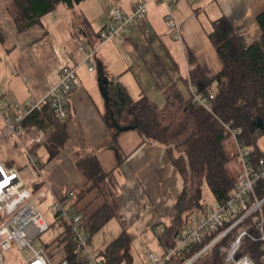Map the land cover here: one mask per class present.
<instances>
[{
	"label": "crops",
	"instance_id": "obj_1",
	"mask_svg": "<svg viewBox=\"0 0 264 264\" xmlns=\"http://www.w3.org/2000/svg\"><path fill=\"white\" fill-rule=\"evenodd\" d=\"M140 1L107 0L106 8L101 7L94 23L85 22L86 27L82 24L72 27L70 20L74 11L61 5L45 15L38 26L26 30L25 34L16 33L13 39L7 41L2 33L0 97L21 105L42 97L58 83L61 69L69 65L71 57L77 54L73 38L78 37L88 49L97 47L98 34L112 22V10L118 5L125 14H131ZM209 9L212 10L211 14H205L204 20L202 12L207 13L206 10ZM263 11L264 0H179L175 9L179 29L170 31L164 23L166 7L151 4L145 30L153 36L150 41H157L163 35L168 40L180 42L184 81H188L190 76V54L205 76L213 80L223 70V63L210 40L214 23L225 18L243 45L249 47L262 36L257 17ZM86 15L90 19L87 13ZM141 34V30H125L121 33L125 43L114 39L99 48L94 64L98 72L103 73L101 79L100 76H94L96 69L89 72L86 66L80 68L79 89L70 97L69 116L65 122L68 141L58 155L52 156V152L60 146L52 143L50 146L48 142L49 134L53 131L48 115L55 122V114L46 110L43 114H34V118L38 115L36 120L31 116L25 121L20 142L13 137V141H8L9 138L4 142L0 141V152L4 151L0 153V161L7 168L17 170L22 168L17 163L22 155L26 156L27 152L35 154L40 160L42 172L38 175V180L30 185L26 183L27 186L45 191L46 200L51 198L52 202L63 199L73 191L75 197L71 204L78 192L88 185V179L78 170L77 164L79 160L96 153L103 167L114 171L119 185L120 219H115L121 226L120 235L125 232L132 245L141 240L144 243L145 236L152 232L162 246L157 235L171 225L177 212V199L184 190V180L172 163L167 148L159 143L145 141L136 130L138 143L132 151L122 153L120 141H123L121 138L124 133L117 136L115 125L130 105L126 86L121 83L120 71L115 70L111 63L112 51L122 54L121 50L125 49L127 53L128 47L141 39ZM151 74L156 81L152 71ZM101 80L108 81L107 86L103 85L106 89L104 91L101 90ZM186 99H190V96ZM3 130L4 123L0 115V135ZM41 136L42 141L35 142ZM260 149L263 150L261 147ZM103 203L98 192L93 191L79 201L76 208L88 217ZM55 225L58 226L57 239L61 245L65 227L54 217L53 228Z\"/></svg>",
	"mask_w": 264,
	"mask_h": 264
},
{
	"label": "trees",
	"instance_id": "obj_2",
	"mask_svg": "<svg viewBox=\"0 0 264 264\" xmlns=\"http://www.w3.org/2000/svg\"><path fill=\"white\" fill-rule=\"evenodd\" d=\"M83 1L12 0L6 12L14 28L24 32L38 26L45 15L55 11L59 6L74 9ZM257 22L261 27L262 36L249 47L243 45L225 18L214 23L210 40L223 63V70L213 80L205 76L195 58L189 55L188 63L191 67L189 77L193 85L202 92L215 89L217 93L212 112L193 105L190 99L180 94L175 84L170 82L163 84L157 70L151 68L157 85L163 90L165 105L159 107L143 96L119 117L118 125L121 127L134 126L145 141L166 147L172 163L184 180V190L177 199V212L172 218L171 225L157 235L164 250L174 247L194 220L206 211L204 204L206 189L212 194L215 203L226 201L234 189L239 176H232L228 169L233 158L228 155L226 149V142L232 137L227 126L242 130L240 139L254 157L264 155L259 146L260 135L264 134V130L259 135L251 130L257 118L261 117L264 121V11L257 17ZM188 81L185 80L186 83ZM213 84L216 88L212 87ZM37 116L35 115V118L33 116L32 119L36 120ZM48 117L53 127L48 142L60 146L52 152V156H56L68 141L66 123H61L56 116L55 122L50 115ZM77 167L88 179V185L78 192L77 198L70 206L76 208L79 201L93 191H97L104 201L95 213L85 217L92 239V235L111 220L120 219L119 185L114 171L105 169L96 153L92 157L79 160ZM32 190L36 193L38 188ZM259 196L264 197V181L259 188ZM56 221L60 222L58 218ZM51 225L53 227V224ZM251 233L260 236L253 229ZM215 237L214 234L210 235L202 246L191 245L188 250L173 256L167 264H185ZM231 244L232 238H226L193 264H227ZM130 246L127 235L122 232L100 257L104 258L107 264H122L130 255ZM57 247L64 249V259L72 264H81L72 255V241L68 230L62 244ZM221 247L224 248V252L220 251ZM245 256H249L255 264H264V251L260 243L254 242L251 238L244 239L236 258ZM51 257L54 258L55 254H51Z\"/></svg>",
	"mask_w": 264,
	"mask_h": 264
},
{
	"label": "built area",
	"instance_id": "obj_3",
	"mask_svg": "<svg viewBox=\"0 0 264 264\" xmlns=\"http://www.w3.org/2000/svg\"><path fill=\"white\" fill-rule=\"evenodd\" d=\"M179 0H141L131 14H125L120 7L112 10V22L98 34L97 47L88 49L80 40H76L77 54L71 57V63L61 69L59 81L42 97L26 105L12 103L0 97V115L4 123V130L0 141L9 137L21 141L23 125L34 114H43L51 110L56 118L65 123L69 116L70 97L79 89L78 72L86 66L89 72L95 70L94 59L100 47L106 43L120 39L121 33L128 29L146 32L149 6L160 4L166 7L165 26L170 31H178L175 19V9ZM191 103L197 107L212 112L217 99L215 89L202 92L188 79ZM216 88V85H212ZM227 130L235 139L239 149L241 172L234 189L224 202L215 205L196 218L193 224L179 238L174 247L165 250L160 258L150 249H145L149 255L150 264H167L175 255L188 250L191 245L202 246L210 235L216 237L204 246L199 253L185 264H193L204 256L214 245L228 237L232 238L231 249L226 259L227 264H255L249 256L237 259L236 255L246 238L260 243L264 251V197L259 196V188L264 181V155L254 157L251 150L240 139L241 129L227 126ZM43 136L35 140L41 142ZM29 163L37 176L41 175V163L35 154L27 152ZM75 197L70 191L63 199H56L50 204L53 216L64 224L72 241V255L81 264H107V261L94 255L90 250V227L86 224L85 216L76 208L70 206ZM47 199L45 191L33 192L28 187L20 172L7 168L0 161V264H6L5 255L14 249L30 251L31 257L22 264H72L64 259L54 262L48 253V247L34 248V243L52 230V225L46 220L40 208V202ZM251 229L259 233L254 236ZM53 244L56 242H52ZM220 251L224 252L221 247Z\"/></svg>",
	"mask_w": 264,
	"mask_h": 264
},
{
	"label": "rangeland",
	"instance_id": "obj_4",
	"mask_svg": "<svg viewBox=\"0 0 264 264\" xmlns=\"http://www.w3.org/2000/svg\"><path fill=\"white\" fill-rule=\"evenodd\" d=\"M11 2L12 0H0V35L3 33V36H5L7 41L10 38L13 39V36H16V33L25 34L26 32L17 31L10 21L6 11ZM106 2L107 0H85L81 5H77L73 9V17L70 20L71 26L76 27L78 24H82L83 27H86V24L94 23L97 13L101 11V7L106 8ZM116 7L119 6L117 5ZM206 11L207 13L205 11L202 12V18L204 20L206 19L205 14L210 15L212 10L209 9ZM86 13L89 15L90 19L87 17ZM209 15H207L209 18L212 17ZM131 30L135 29H128V31ZM23 36L22 38H24ZM140 36L141 39L137 40L131 47H128L127 53L125 49H122V54H117V51L114 50L112 51L113 54L111 55V63L115 70L120 71L119 75L121 76V83L124 85V87L126 86L125 88L127 90L129 105H133L142 96L147 97L149 101L155 102V104L159 105L160 107L165 105L166 100L163 95V90L157 85V82L151 74V68L157 70L156 72L159 75L158 77L159 79H162L163 84H168L169 82L175 84L178 87L180 94L183 97L188 98L190 93L189 87L184 81V60L182 51L180 49V42L168 40L163 35L160 36L159 39L157 38V41H150L153 36L151 37L148 31L144 32ZM168 36H170V34H168ZM76 40L80 39L78 37L73 38V43L77 48ZM80 42L84 44L82 40H80ZM98 74L99 72L97 68L94 76H99ZM255 131L256 134H261V130ZM121 139L123 141H120V145L124 147V149L122 147V153L124 151H132L139 140L137 132L135 131H128L124 133ZM11 140L13 141V138L9 137L8 141ZM259 145L264 150V134L260 135ZM2 146L4 145L2 144ZM226 149L228 155L233 158V161L229 164L228 169L232 176L237 177L240 175L242 166L239 159V149L233 137L227 140ZM26 156L22 155L20 157L17 163L18 167L22 168H17V170H19L25 182L30 185L31 183L38 180V176L30 166L29 158ZM204 195L205 210L207 211L215 205V201L212 194L207 189L204 191ZM51 203V198L48 200H43L40 202V208L46 220L50 224H53L54 216L50 210ZM57 229L58 226L55 225L50 232L40 237L34 243V248L36 249L47 246L50 256L53 253L55 254V257L52 258V260L56 263L64 259V249H59L57 247V243H52L57 241ZM120 232L121 226L119 221L116 219L111 220L104 228L96 232L92 237L90 245L91 252L99 257L100 254H102L108 248L112 241L120 236ZM131 247V254L126 260H124L122 264H150L149 255L145 251V249L148 248L154 255H157L160 258L165 252L164 248L160 246L159 242L154 236V233L152 232L145 236L144 243L141 240L140 242L133 243ZM31 255L32 254L30 251H20L18 249H14L5 255V261L6 264H22L28 260Z\"/></svg>",
	"mask_w": 264,
	"mask_h": 264
},
{
	"label": "water",
	"instance_id": "obj_5",
	"mask_svg": "<svg viewBox=\"0 0 264 264\" xmlns=\"http://www.w3.org/2000/svg\"><path fill=\"white\" fill-rule=\"evenodd\" d=\"M99 76H100V79L103 77V73L102 72H99ZM101 90L104 91L106 90L103 85H108V81L107 80H101ZM116 125V130H117V136L119 134H122V133H125V132H128V131H135L136 128L134 126H127V127H121L119 126L118 124H115ZM251 130L254 132L255 130H264V121L262 120L261 117L257 118L252 126H251ZM116 136V137H117Z\"/></svg>",
	"mask_w": 264,
	"mask_h": 264
},
{
	"label": "bare ground",
	"instance_id": "obj_6",
	"mask_svg": "<svg viewBox=\"0 0 264 264\" xmlns=\"http://www.w3.org/2000/svg\"><path fill=\"white\" fill-rule=\"evenodd\" d=\"M242 264H246V263H242Z\"/></svg>",
	"mask_w": 264,
	"mask_h": 264
}]
</instances>
